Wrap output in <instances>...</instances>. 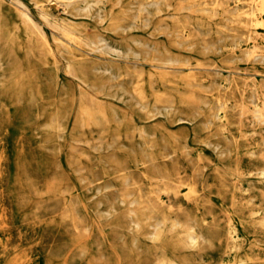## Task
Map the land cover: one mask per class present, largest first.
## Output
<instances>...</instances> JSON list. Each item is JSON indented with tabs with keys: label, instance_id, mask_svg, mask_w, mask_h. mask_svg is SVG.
Wrapping results in <instances>:
<instances>
[{
	"label": "rangeland",
	"instance_id": "374dc122",
	"mask_svg": "<svg viewBox=\"0 0 264 264\" xmlns=\"http://www.w3.org/2000/svg\"><path fill=\"white\" fill-rule=\"evenodd\" d=\"M0 65V264H264V0H0Z\"/></svg>",
	"mask_w": 264,
	"mask_h": 264
},
{
	"label": "bare ground",
	"instance_id": "6f19581e",
	"mask_svg": "<svg viewBox=\"0 0 264 264\" xmlns=\"http://www.w3.org/2000/svg\"><path fill=\"white\" fill-rule=\"evenodd\" d=\"M15 1H16V0H15ZM36 3H37V2H36ZM104 3H105V2H104ZM21 4H23V3H21ZM23 5H24V4H23ZM40 5H41V4H40ZM25 7H26V6H25ZM75 8H76V7H75ZM27 11H28V10H27ZM252 11H253V9H252ZM19 12H20V9H19ZM24 14H25V13H24ZM41 15H42V14H41ZM43 15H44V13H43ZM26 18H28V17H26ZM43 18H44V17H43ZM31 19H32V18H31ZM32 20H33V19H32ZM32 20H31V21H32ZM41 20H42V19H41ZM33 21H34V20H33ZM33 21H32V22H33ZM51 23H52V22H51ZM31 24H32V23H31ZM32 25H33V24H32ZM16 28H17V27H16ZM40 28H41V26H40ZM59 32H60V30H59ZM67 32H69V31H67ZM41 33H42V31H41ZM60 34H61V33H60ZM50 36H51V35H50ZM81 41H82V40H81ZM90 41H91V40H90ZM72 42H73V41H72ZM98 47H99V46H98ZM127 49H128V48H127ZM66 53H67V52H66ZM111 53H112V52H111ZM249 53H250V52H249ZM245 54H246V53H245ZM246 55H248V54H246ZM157 60H159V59H157ZM92 61H93V60H92ZM159 61H160V60H159ZM177 62H178V61H177ZM185 64H186V63H185ZM113 65H114V64H113ZM0 66H1V65H0ZM119 66H120V65H119ZM0 68H1V67H0ZM98 69H99V68H98ZM110 69H111V68H110ZM92 70H93V69H92ZM107 70H108V69H107ZM48 71H49V70H48ZM48 71H47V72H48ZM85 74H86V73H85ZM113 74H114V73H113ZM73 75H74V74H73ZM83 75H84V74H83ZM116 75H117V74H116ZM80 81H82V80H80ZM44 82H46V81H44ZM47 84H48V83H47ZM118 84H119V83H118ZM87 85H88V84H87ZM89 86H90V85H89ZM61 88H62V87H61ZM125 89H129V88H126V87H125ZM52 90H53V89H52ZM129 91H130V90H129ZM52 92H53V91H52ZM127 92H128V90H127ZM49 93H50V92H49ZM62 93H63V92H62ZM113 94H114V93H113ZM62 95H63V94H62ZM119 96H120V95H119ZM119 96H118V97H119ZM132 98H133V97H132ZM241 101H242V100H241ZM241 101H240V102H241ZM241 103H242V102H241ZM251 103H252V102H251ZM253 103H254V102H253ZM257 106H258V105H257ZM257 106H256V107H257ZM258 107H259V106H258ZM218 108H219V106H218ZM247 110H248V109H247ZM258 112H259V111H258ZM262 114H263V113H262ZM257 115H259V114H257ZM257 115H256V116H257ZM259 118H260V117H259ZM183 119H184V118H183ZM52 120H54V119H52ZM210 122H211V121H210ZM43 125H44V124H43ZM153 134H154V133H153ZM143 150H144V149H143ZM170 175H171V174H170ZM251 211H252V210H251ZM151 212H152V211H151ZM254 212H255V210H254Z\"/></svg>",
	"mask_w": 264,
	"mask_h": 264
}]
</instances>
